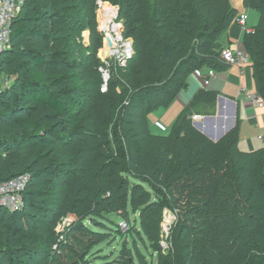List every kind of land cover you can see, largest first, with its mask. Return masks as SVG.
Returning a JSON list of instances; mask_svg holds the SVG:
<instances>
[{"label":"trees","instance_id":"trees-1","mask_svg":"<svg viewBox=\"0 0 264 264\" xmlns=\"http://www.w3.org/2000/svg\"><path fill=\"white\" fill-rule=\"evenodd\" d=\"M91 1L89 11L78 16V0H66L58 9L59 0H25L23 16L12 24L10 43H15L0 57L14 81L7 93L12 101L0 96V183L31 176L23 200L42 228L34 240L24 238L29 250L53 241L65 260L83 264L76 247L88 254L92 247L84 239L99 244L119 237V225L106 224L108 216L130 222L133 213L159 252V264H264V147L240 151L239 120L218 141L194 126L197 106L215 108L219 93L213 89L195 95L169 134L152 133L147 120L187 88L194 72L229 66L221 51L232 44L224 39L239 16L230 0ZM98 1L119 7L123 37L133 50L125 64L113 65L107 82L104 62L89 60L81 38L72 39L74 32L90 28L98 38L95 52L102 47ZM243 4L260 14L253 32L244 35L242 50L256 94L264 100V0ZM88 93L87 101L75 98ZM16 114L27 122H14ZM80 116L84 126L61 132L64 119L73 123ZM54 148L59 157H73L50 163ZM168 210L177 221L164 252ZM20 213L0 208V262L23 263L15 258L10 236L12 228L30 225L14 218ZM67 216L75 220L60 241L57 222ZM115 264L131 262L123 252Z\"/></svg>","mask_w":264,"mask_h":264},{"label":"rangeland","instance_id":"rangeland-1","mask_svg":"<svg viewBox=\"0 0 264 264\" xmlns=\"http://www.w3.org/2000/svg\"><path fill=\"white\" fill-rule=\"evenodd\" d=\"M61 4L58 6L56 5V8L60 7L62 4H68L66 0H59ZM80 2L81 9L78 10V16H80L82 13H86L90 9L91 0H78ZM88 2V4H87ZM232 7L237 11L238 15H247L248 16V26L249 29H254L258 24L260 20V14L254 10H250L244 7L243 0H230ZM103 5V6H102ZM95 16H96V32H98L101 37L102 47L95 52V46L94 41L97 38L96 36H92V30L90 28H85L83 31L79 33L74 32L72 39L76 41H79L81 38V41L86 49L89 51L86 53V57H88L89 60H92L94 58H99L102 62H104L105 66H103V72L108 75V80L110 78L109 72L112 71L113 73V65H116V63L119 64H125L126 61L132 57L133 51L128 52L129 48H132V43L130 40H125L123 37V22L119 19V7L117 5H114L112 3L108 2H102L98 1L95 5ZM105 7L111 8V10H114V14L110 16V14L107 17H104L101 13L102 10ZM22 8L19 10L18 16H23ZM26 12V11H25ZM77 16L76 14H74ZM83 15V14H82ZM112 18V19H111ZM106 19V20H105ZM254 23H256L255 27H251ZM82 27H86L85 23H82ZM245 35V33H244ZM110 36L111 39L116 43L114 47L111 49L108 46V43L106 41V37ZM100 37V36H99ZM120 37L123 38L122 44L120 45ZM15 43V41H11L10 46L11 47ZM106 50H110L111 52H114V54H110L109 56H105L104 52ZM108 59H112L113 62H108ZM105 75V74H104ZM107 80V81H108ZM14 83L13 77L8 75L6 72H4L1 68L0 64V96L4 97L5 101H12L11 94H7L12 84ZM89 93L88 94H82V95H75V98L77 100H89ZM74 96V95H73ZM264 106V101L261 103L259 110L261 111V107ZM79 111L78 105H73V112ZM83 116H80L76 120V122H69L68 119H64L62 121L61 132L64 134H70L75 129L82 127V125H85V122H82ZM13 121L18 124H25L27 122V119L22 114H16L13 116ZM158 121L166 127L161 126ZM173 122L168 121V117L164 116L161 119H158V116L154 114V112L150 113L148 116V124L151 129V131L154 134H169L170 129ZM3 132V130H0V134ZM246 136V138H245ZM262 136V135H261ZM248 141H251L253 148L255 150L264 147V142L259 139L258 135L252 131H241V141H240V151L242 152H249V144ZM60 149L54 148L53 149V155L51 156V162L55 163L57 161H68L73 157V155H68V157L65 159L63 155L60 156ZM59 157V158H58ZM56 175V174H55ZM49 178L54 179V176H49ZM31 176L28 185L30 184ZM32 183V181H31ZM28 187V186H27ZM27 189V188H26ZM30 189V188H29ZM23 206L20 211L14 212L18 213L21 212L18 215H15L14 218H18V220H21L30 223L29 226H24L21 228H12L13 233L11 236L12 239H15V246L13 248L14 253H16V259H21L23 261L22 264H44L46 260H44L43 255H45L46 259L49 258V260L53 264H74L70 260L66 259L65 257L61 255V252H59L58 245H54L53 241H46L44 244L40 245V249L36 250H29L28 243L25 242L24 238L27 236L29 240H34L36 235V230L42 228V224L38 221V219H35V212L30 207L27 206V204L23 200ZM34 203H40V199L38 198ZM24 214V215H23ZM26 215V216H25ZM13 218V219H14ZM109 222L106 221V224L109 226H113L115 223L119 225L121 230V235L119 237L114 238H108V239H102L101 243L94 244V242L84 239L83 242L86 243L89 247H92L90 253L86 254L83 250L76 249L74 250L76 253L79 254L80 258L83 261V264H115V261L119 259L121 253L125 252V256L129 258V261L131 264H159V252L155 251V249L152 247L151 243L146 238L144 232L142 231V228L140 226L139 222V216L135 215L133 213L129 216V221L124 220L120 217H118L115 214L108 216ZM137 219V221H136ZM75 220L73 216H67L57 222L56 226V234L59 235V240L62 241L61 234L65 233L70 224ZM3 221V217L0 215V222ZM13 221V220H12ZM177 221V216L175 212L168 210L165 214L164 221H163V236L164 240L162 242V247L164 252H166L167 248L170 247L169 237L171 236L173 229L175 227ZM21 223V222H20ZM25 224V223H24ZM22 225V224H21ZM88 227L92 228V223L88 220L87 221ZM21 229V230H20ZM23 229V230H22ZM25 229V230H24ZM34 231V232H33ZM48 236V234H47ZM64 241V239H63ZM41 250V251H40ZM38 251V252H37ZM40 251V252H39ZM0 264H8V262H0Z\"/></svg>","mask_w":264,"mask_h":264},{"label":"crops","instance_id":"crops-1","mask_svg":"<svg viewBox=\"0 0 264 264\" xmlns=\"http://www.w3.org/2000/svg\"><path fill=\"white\" fill-rule=\"evenodd\" d=\"M255 25L256 23L251 27H255ZM243 37L244 33L240 26L233 24L224 41L226 42V39H228L232 42L230 46H238L242 49ZM210 70L211 69L208 67H203L191 74L188 78L187 88L182 90L169 106L153 111L154 114L158 116V119L167 116L168 121L173 122V126L178 116L193 101L195 95L199 91L213 89L219 93L215 108L200 104L195 109L194 116H198V118L196 121H193L201 125V130L197 129L211 140L217 141L219 137H223L232 130L239 120V148L241 131H252L255 135L257 134L260 139V136L264 135V106L261 107L260 111L259 108L261 104L255 105L246 96L248 92L256 94L250 68L248 66H228L223 71L215 70L217 77L209 86H206L204 78L209 74ZM158 123L165 127L161 121H158ZM248 144L249 151L253 150L254 148L251 141H248Z\"/></svg>","mask_w":264,"mask_h":264},{"label":"built area","instance_id":"built-area-1","mask_svg":"<svg viewBox=\"0 0 264 264\" xmlns=\"http://www.w3.org/2000/svg\"><path fill=\"white\" fill-rule=\"evenodd\" d=\"M25 0H0V57L9 48L12 34V24L18 16L19 10L22 8ZM248 16L239 15L235 21L245 34H249L252 29L247 28ZM130 52V51H128ZM222 61L229 66H248L249 59L243 50L238 46H228L221 51ZM103 72V69H101ZM105 82L108 75L103 72ZM217 77L215 70L211 69L209 74L205 76V85L209 86ZM106 90V85L103 88ZM255 105H260L264 100L255 93H246ZM198 116H194L193 120H197ZM264 142V135L260 136ZM30 180L29 174H23L8 181L0 183V208L8 210L12 213L20 211L23 206V192L28 186Z\"/></svg>","mask_w":264,"mask_h":264},{"label":"water","instance_id":"water-1","mask_svg":"<svg viewBox=\"0 0 264 264\" xmlns=\"http://www.w3.org/2000/svg\"><path fill=\"white\" fill-rule=\"evenodd\" d=\"M120 44H122V40H123V38L122 37H120ZM106 41H107V43H108V46H109V48H113L114 47V45H113V42H112V39H111V37L110 36H107L106 37ZM129 51H133L132 50V48L130 47L129 48ZM110 54H114L113 52H111L110 50H106L105 52H104V55L107 57V56H109ZM194 126L196 127V128H198V129H200L201 130V125H199V124H197V123H194ZM222 137H219L218 139H217V141L218 140H220Z\"/></svg>","mask_w":264,"mask_h":264},{"label":"bare ground","instance_id":"bare-ground-1","mask_svg":"<svg viewBox=\"0 0 264 264\" xmlns=\"http://www.w3.org/2000/svg\"><path fill=\"white\" fill-rule=\"evenodd\" d=\"M103 6V5H102ZM102 14H103V16L104 17H107L109 14H110V16L111 15H113L114 14V10H111V8H109V7H105L103 10H102V12H101ZM112 19V18H111ZM106 20V19H105ZM121 40V39H120ZM112 42H113V45H115L116 43L112 40ZM121 45V44H120ZM129 51V50H128ZM113 53H115V51L113 52ZM116 54V53H115Z\"/></svg>","mask_w":264,"mask_h":264}]
</instances>
